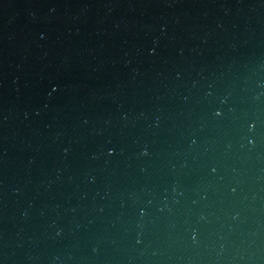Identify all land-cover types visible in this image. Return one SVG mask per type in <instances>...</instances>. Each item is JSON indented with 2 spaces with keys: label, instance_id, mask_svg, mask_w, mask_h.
Segmentation results:
<instances>
[{
  "label": "water",
  "instance_id": "water-1",
  "mask_svg": "<svg viewBox=\"0 0 264 264\" xmlns=\"http://www.w3.org/2000/svg\"><path fill=\"white\" fill-rule=\"evenodd\" d=\"M0 264H264V0H0Z\"/></svg>",
  "mask_w": 264,
  "mask_h": 264
}]
</instances>
